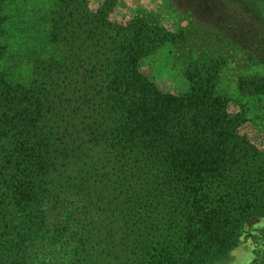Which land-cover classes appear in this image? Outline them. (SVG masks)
Masks as SVG:
<instances>
[{
    "label": "trees",
    "instance_id": "16d2710c",
    "mask_svg": "<svg viewBox=\"0 0 264 264\" xmlns=\"http://www.w3.org/2000/svg\"><path fill=\"white\" fill-rule=\"evenodd\" d=\"M112 3L35 0L26 14L0 0V264H78L88 216L133 191L160 215L133 222L138 264L217 259L264 217V152L228 110L264 95V77H239L229 102L221 60L194 63L187 91H164L139 66L149 23L109 21ZM13 46L30 58L24 78L2 65ZM252 254L264 264V246Z\"/></svg>",
    "mask_w": 264,
    "mask_h": 264
},
{
    "label": "rangeland",
    "instance_id": "374dc122",
    "mask_svg": "<svg viewBox=\"0 0 264 264\" xmlns=\"http://www.w3.org/2000/svg\"><path fill=\"white\" fill-rule=\"evenodd\" d=\"M103 0H88L94 9ZM107 19L124 24L133 17L145 19L151 28L146 34L150 49L139 61L144 73L162 90L184 92L189 83L184 76L188 64L203 66L219 62L216 91L233 96L239 77H264V0H112ZM33 5V6H32ZM35 0H22L23 13L38 9ZM181 33L182 38L170 41L171 35ZM18 49L5 52L2 65L17 77L24 78L30 69V58L16 55ZM233 101L232 99H229ZM256 98V97H255ZM228 110L234 115L244 114L245 120L237 133L264 152V95L258 99H241ZM160 196V194H158ZM155 199L146 193L132 192L130 197L115 200L113 205L96 208L88 216L78 264H138L129 261L136 248L127 240L129 235L139 236L142 225L134 221L160 216L156 210H143L142 202ZM107 200H112L111 197ZM166 201L163 197L160 201ZM131 205L133 211L128 209ZM156 209V208H153ZM146 211V212H145ZM179 212L173 210L174 217ZM240 241L217 259L203 264H249L252 252L264 246V217H252L244 224ZM90 229V230H88ZM64 259V258H63ZM46 260V257H45ZM70 261H67L69 264Z\"/></svg>",
    "mask_w": 264,
    "mask_h": 264
}]
</instances>
